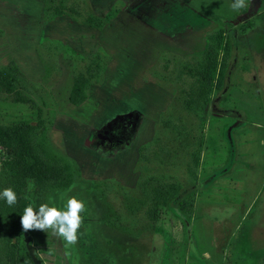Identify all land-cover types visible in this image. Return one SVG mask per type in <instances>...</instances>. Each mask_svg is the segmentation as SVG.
<instances>
[{
	"label": "rangeland",
	"instance_id": "374dc122",
	"mask_svg": "<svg viewBox=\"0 0 264 264\" xmlns=\"http://www.w3.org/2000/svg\"><path fill=\"white\" fill-rule=\"evenodd\" d=\"M230 2L65 0L53 16L57 0H0V69L17 90L0 89V127L33 123L34 149L44 137L82 173L36 190L0 143V189L17 195L0 199V264L25 258L6 215L69 196L84 204L74 244L26 230L43 264H264V0ZM98 53L105 77L74 106V76ZM220 67L215 89L200 72L215 84Z\"/></svg>",
	"mask_w": 264,
	"mask_h": 264
},
{
	"label": "trees",
	"instance_id": "16d2710c",
	"mask_svg": "<svg viewBox=\"0 0 264 264\" xmlns=\"http://www.w3.org/2000/svg\"><path fill=\"white\" fill-rule=\"evenodd\" d=\"M57 1V7L53 6V4H50L47 7V11L53 12V16L65 14V0ZM242 10L246 13L247 8H242ZM85 23L90 27L103 28L106 22L99 18H88ZM253 25L254 21L248 19L241 23L240 29L241 31H246ZM226 32L227 30L222 29L220 37ZM3 34L4 31L0 29V36ZM219 42L221 43V40H219ZM107 65L108 59L105 54L98 53L89 59L84 71L81 70L75 74L72 91L69 97V101L72 105H81L87 100L90 87L103 81ZM12 68L25 77L17 65ZM219 72H221V74ZM219 72L215 84H213V79L210 78L211 73H209L207 69L202 70L200 75L202 76V79L207 82V85H210L215 89H220L222 80L221 67ZM0 89H3L8 93L17 91L13 79L6 71L1 69ZM32 128L33 123L16 125L12 128L0 127V143L16 150L17 158L15 160V168L17 172L24 178H28L33 183L36 190L49 188L53 191L63 192L79 182L82 177L80 168L66 154L53 150L45 141L44 137L39 139L38 146L40 152H37L34 149L30 141V131ZM101 184L105 185V183H98L96 185L100 186ZM28 204L31 203L23 202V204L16 210L9 215H6L4 220L5 226L9 229L14 239L17 238V235H21L22 237L25 258L20 260V264H33L24 242V233L27 231L23 230L20 225V215H22L24 207ZM182 205H184V202H182ZM32 206L34 210L37 207L35 205Z\"/></svg>",
	"mask_w": 264,
	"mask_h": 264
},
{
	"label": "clouds",
	"instance_id": "9594fccd",
	"mask_svg": "<svg viewBox=\"0 0 264 264\" xmlns=\"http://www.w3.org/2000/svg\"><path fill=\"white\" fill-rule=\"evenodd\" d=\"M245 0H231L229 8L233 11L242 9ZM0 199L7 205L17 201V195L12 188L0 189ZM84 209L83 201L75 196L66 198L62 206L54 203H41L35 210L31 204L24 207L20 215V225L23 230L36 229L62 238L67 244H74L77 240V230L81 225L80 213Z\"/></svg>",
	"mask_w": 264,
	"mask_h": 264
},
{
	"label": "water",
	"instance_id": "95a60500",
	"mask_svg": "<svg viewBox=\"0 0 264 264\" xmlns=\"http://www.w3.org/2000/svg\"><path fill=\"white\" fill-rule=\"evenodd\" d=\"M24 242H25L28 255L30 256L33 264H43L40 258L38 257V255L36 254V250L31 243V237L28 232L24 233Z\"/></svg>",
	"mask_w": 264,
	"mask_h": 264
},
{
	"label": "crops",
	"instance_id": "0c3cea01",
	"mask_svg": "<svg viewBox=\"0 0 264 264\" xmlns=\"http://www.w3.org/2000/svg\"><path fill=\"white\" fill-rule=\"evenodd\" d=\"M135 1H139V0H134V2H135ZM143 1H148V0H143ZM149 1H152V0H149ZM162 1H165V2H166L167 0H162ZM170 1H171V0H170ZM183 3H184V2H183ZM144 12H145V10H144ZM152 25H153V24H150L149 28H152L153 30L157 31L156 28L152 27ZM157 32H158V31H157ZM165 36H167V35L165 34ZM104 77H105V72H104ZM92 86H93V85H92ZM92 86H91V87H92ZM91 87H90V89H91ZM90 89H89V91H90ZM88 96H89V92H88ZM87 100H88V97H87ZM87 100H86V101H87ZM86 101H85V102H86ZM85 102H84V103H85ZM84 103H82V104H84ZM74 106H76V105H74ZM77 106H78V105H77ZM130 123H131V121L129 120V121L127 122V124L129 125ZM126 130H127V129H126ZM99 136H100V135H99ZM107 243H108V242H107Z\"/></svg>",
	"mask_w": 264,
	"mask_h": 264
}]
</instances>
